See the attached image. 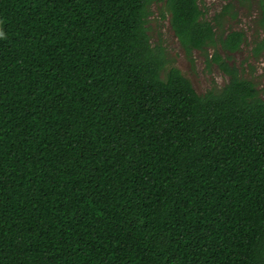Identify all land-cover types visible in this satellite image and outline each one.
<instances>
[{"label": "trees", "instance_id": "trees-1", "mask_svg": "<svg viewBox=\"0 0 264 264\" xmlns=\"http://www.w3.org/2000/svg\"><path fill=\"white\" fill-rule=\"evenodd\" d=\"M158 1L188 57L216 45L202 0H0V264H264V99L217 53L198 94Z\"/></svg>", "mask_w": 264, "mask_h": 264}, {"label": "rangeland", "instance_id": "rangeland-1", "mask_svg": "<svg viewBox=\"0 0 264 264\" xmlns=\"http://www.w3.org/2000/svg\"><path fill=\"white\" fill-rule=\"evenodd\" d=\"M228 3H232L230 13L236 12V17L223 15L222 9ZM200 7L206 20L215 25L214 18L217 17L221 24L215 28L218 33L215 46L208 47L206 51L193 50L188 57L171 29L170 14L161 1L152 3L154 14L149 16L152 42L162 43L171 56L170 66L179 68L198 94L203 95L212 89L220 90L229 81V77L212 61L217 53L223 58L229 56L230 64L237 66L244 78L257 85L264 99V52L258 56L254 54L255 42L263 37L256 22L259 15L258 0H202ZM232 30L243 31L246 41L239 51L228 54L222 49L219 40Z\"/></svg>", "mask_w": 264, "mask_h": 264}, {"label": "clouds", "instance_id": "clouds-1", "mask_svg": "<svg viewBox=\"0 0 264 264\" xmlns=\"http://www.w3.org/2000/svg\"><path fill=\"white\" fill-rule=\"evenodd\" d=\"M0 34H2V33H0Z\"/></svg>", "mask_w": 264, "mask_h": 264}]
</instances>
